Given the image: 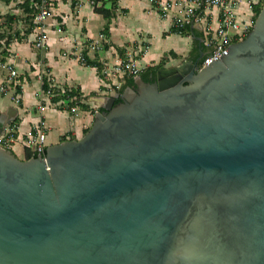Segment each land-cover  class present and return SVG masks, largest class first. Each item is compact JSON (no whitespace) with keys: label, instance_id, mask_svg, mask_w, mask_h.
Segmentation results:
<instances>
[{"label":"water","instance_id":"water-1","mask_svg":"<svg viewBox=\"0 0 264 264\" xmlns=\"http://www.w3.org/2000/svg\"><path fill=\"white\" fill-rule=\"evenodd\" d=\"M252 24L137 75L79 140L0 146V264H264V0Z\"/></svg>","mask_w":264,"mask_h":264},{"label":"crops","instance_id":"crops-1","mask_svg":"<svg viewBox=\"0 0 264 264\" xmlns=\"http://www.w3.org/2000/svg\"><path fill=\"white\" fill-rule=\"evenodd\" d=\"M23 1L0 0V35L4 36L0 62L12 64L18 74L16 92L0 93V136L12 137L9 150L20 160L34 153L29 136L41 120L46 127V148L63 140H79L92 126L95 113L110 97L123 93L129 79L142 74L150 79L148 69L157 72L186 61L200 65L212 50L207 46L210 34L219 26L218 10L210 9L205 11L208 21L189 23L179 33L174 24L184 16L185 0H117L109 20L96 9L110 10L111 0H94V5L90 0H51L52 14L44 25L48 40L44 49L37 50L33 46L35 9L23 6ZM227 1L234 6L240 25L254 23L257 0ZM160 2L172 4L171 9L162 14L157 9ZM100 34L107 37L108 45L94 49L92 42ZM131 53L136 56L138 76L116 73L113 69ZM81 57L101 68L84 65ZM5 75L0 68V85ZM44 79L53 92L51 97H44ZM65 92L76 97V102L67 104ZM8 119L11 122L5 125Z\"/></svg>","mask_w":264,"mask_h":264},{"label":"built area","instance_id":"built-area-1","mask_svg":"<svg viewBox=\"0 0 264 264\" xmlns=\"http://www.w3.org/2000/svg\"><path fill=\"white\" fill-rule=\"evenodd\" d=\"M91 5H94V0L89 1ZM170 3H158L157 9L162 13H166L171 9ZM182 9L184 12L183 18H177L174 26L177 30H181L184 26L194 22H206L208 16L205 13L206 10L217 9L219 12V26L214 31L213 36L210 34L207 46H212V50L209 55L203 58L201 62L202 66L209 65L212 60L219 59L226 50L234 43L242 41L244 37L250 32V26L240 25L237 22L234 6L227 0H185L182 3ZM51 0H37L35 5V14L33 16V25L36 32L33 46L37 50L44 49L48 40L47 33L44 29V25L49 17H51ZM209 28V27H208ZM252 28V27H251ZM210 29H208L209 31ZM108 45L107 37L104 34L98 35L97 39L92 42L94 49H99ZM136 56L134 54H126L125 58L113 69L116 73L127 77H135L139 74V69L136 64ZM81 62H84L83 57L80 58ZM0 68L6 72L4 83L0 85V93L6 94L9 90H16L18 74L15 67L12 64H5L0 62ZM107 72H104L106 75ZM118 87V86H117ZM119 88V87H118ZM16 92V91H15ZM52 90L49 86L44 92V97H51ZM70 93V92H69ZM65 100L68 102H76L77 98L72 97L68 93H64ZM16 103L20 102V99L15 96ZM66 104V105H67ZM67 107V106H66ZM44 108L41 106L39 111L42 112ZM71 112H75L74 108H70ZM35 134H30L29 140L34 145V153L44 152L46 149L44 141L46 137V127L44 121H40L35 129ZM12 141V137L5 138L0 136V146L9 149V143Z\"/></svg>","mask_w":264,"mask_h":264},{"label":"trees","instance_id":"trees-1","mask_svg":"<svg viewBox=\"0 0 264 264\" xmlns=\"http://www.w3.org/2000/svg\"><path fill=\"white\" fill-rule=\"evenodd\" d=\"M36 2H37V0H24L23 1V6H25V5H27V4H30V6L33 8V10L35 9V5H36ZM116 2H117V0H111V9L110 10H106V9H103L102 7L101 8H98V9H96V12L98 13V14H100V15H102L106 20H109L110 19V17H111V15H112V12H113V10L116 8ZM262 3H263V0H257V4H255L254 5V7H253V10H254V21H255V19H256V17H257V15L259 14V12H260V9H261V7H262ZM35 11V10H34ZM34 11H33V13H34ZM30 14H32V12H30L29 11V15ZM28 15V16H29ZM28 19L27 20H29L30 18L29 17H27ZM5 21L7 20V18H5L4 19ZM184 28H189V26H186V27H184ZM178 31V30H177ZM181 31H183V29H181V30H179L178 32L180 33ZM4 36H2V35H0V38H3ZM6 43V42H5ZM2 47L3 46H1L0 45V49L3 51V49H2ZM2 54V52H0V55ZM85 60V59H84ZM84 65H86V66H89V67H95V68H97V69H100L101 68V66L97 63V62H92V61H88V60H85L84 61ZM155 72H156V69L155 68H153V69H148V73L150 74V75H152L153 77L152 78H147V76H145V75H141V77H142V79L144 80V81H146V82H148V81H150L151 82V80H154V74H155ZM48 85V82H47V80L46 79H44L43 80V89H44V91L45 90H47V86ZM133 85V80L132 79H129L128 81H127V86H132ZM120 102V100L119 99H116L115 100V104H118ZM89 130V129H88ZM87 130V131H88ZM86 131V132H87ZM85 132V133H86ZM70 140H72V139H70ZM70 140H63L62 142H65V141H70ZM9 150V149H8ZM11 151V150H10ZM45 155V151H44V153L42 154V156H44ZM37 156V154L36 153H32L31 155H29L28 157H27V159L26 160H29V159H31V158H35Z\"/></svg>","mask_w":264,"mask_h":264},{"label":"rangeland","instance_id":"rangeland-1","mask_svg":"<svg viewBox=\"0 0 264 264\" xmlns=\"http://www.w3.org/2000/svg\"><path fill=\"white\" fill-rule=\"evenodd\" d=\"M26 19H28V18H26ZM27 23H29V22L27 21ZM247 26H248V25H247ZM249 26H250V29H251V27H252V24H251V25L249 24ZM243 39H245V37H244ZM243 39H242V40H243Z\"/></svg>","mask_w":264,"mask_h":264}]
</instances>
